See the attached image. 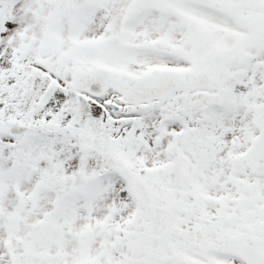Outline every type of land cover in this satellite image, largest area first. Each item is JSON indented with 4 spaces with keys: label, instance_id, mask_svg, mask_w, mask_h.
<instances>
[{
    "label": "snow or ice",
    "instance_id": "obj_1",
    "mask_svg": "<svg viewBox=\"0 0 264 264\" xmlns=\"http://www.w3.org/2000/svg\"><path fill=\"white\" fill-rule=\"evenodd\" d=\"M0 264H264V0H0Z\"/></svg>",
    "mask_w": 264,
    "mask_h": 264
}]
</instances>
